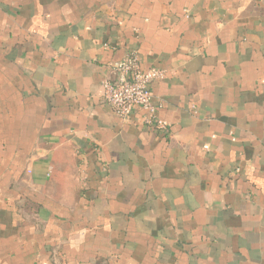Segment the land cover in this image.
<instances>
[{
  "label": "crops",
  "instance_id": "crops-1",
  "mask_svg": "<svg viewBox=\"0 0 264 264\" xmlns=\"http://www.w3.org/2000/svg\"><path fill=\"white\" fill-rule=\"evenodd\" d=\"M0 264H264V0H0Z\"/></svg>",
  "mask_w": 264,
  "mask_h": 264
},
{
  "label": "built area",
  "instance_id": "built-area-1",
  "mask_svg": "<svg viewBox=\"0 0 264 264\" xmlns=\"http://www.w3.org/2000/svg\"><path fill=\"white\" fill-rule=\"evenodd\" d=\"M110 71L114 73V77L103 78L101 87L104 100L114 113L119 118L127 120L138 108L145 113L146 124L157 129H166V121L155 115L150 88L153 81L164 78L165 71L154 66L143 67L135 52H130L114 62ZM203 148L208 146L204 145Z\"/></svg>",
  "mask_w": 264,
  "mask_h": 264
}]
</instances>
